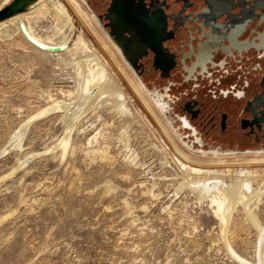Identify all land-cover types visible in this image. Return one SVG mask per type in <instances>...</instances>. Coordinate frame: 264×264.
Listing matches in <instances>:
<instances>
[{"label":"rangeland","instance_id":"obj_1","mask_svg":"<svg viewBox=\"0 0 264 264\" xmlns=\"http://www.w3.org/2000/svg\"><path fill=\"white\" fill-rule=\"evenodd\" d=\"M60 1L68 7L74 31H79L110 66L128 100L133 119L131 146L125 150L116 140L124 122L103 109L102 117L114 122L100 139L101 145L107 146V158L87 156V135L75 131L71 136L74 150L67 149L63 156L60 148L53 150L51 145L63 134L61 113L32 117L48 105L49 91L71 85L68 69L57 65L56 57L35 51L21 32H0V264H243L231 250L255 264L258 238L241 208L232 214L226 244L207 203H197L188 193L175 196L170 178L178 171L170 155H179L111 55L66 0ZM50 25V19H42L35 28L42 34ZM94 26L120 61L114 47ZM146 99L177 146L191 156V167L256 170L264 175V164L248 168L233 161L264 153L216 156L188 149ZM24 123L19 146L10 148L12 136ZM160 143L166 144L165 148ZM131 149L137 155V166L125 160ZM164 157L170 162L166 169L160 168ZM218 157L228 159L226 165L208 163ZM153 180L154 197L146 192ZM255 213L264 223V196Z\"/></svg>","mask_w":264,"mask_h":264},{"label":"flooded vegetation","instance_id":"obj_2","mask_svg":"<svg viewBox=\"0 0 264 264\" xmlns=\"http://www.w3.org/2000/svg\"><path fill=\"white\" fill-rule=\"evenodd\" d=\"M78 1L187 148L264 153V0Z\"/></svg>","mask_w":264,"mask_h":264},{"label":"bare ground","instance_id":"obj_3","mask_svg":"<svg viewBox=\"0 0 264 264\" xmlns=\"http://www.w3.org/2000/svg\"><path fill=\"white\" fill-rule=\"evenodd\" d=\"M10 1L11 0H2L0 3V9ZM66 2L76 12L75 14L78 15L82 22L87 25L90 32H92L99 40L104 50L111 55L118 68L127 78V81L129 82L128 84L133 92L154 117L164 134L171 142L175 152L179 155V158L172 156L173 154L170 155L171 162L178 171V173L174 172L170 178L174 184L175 196L181 193H188L194 197V200L197 203H207L219 221L220 236L226 244L232 214L237 207L241 208L244 212L245 220L255 229L257 234L258 246L255 264H264V223H261L258 215L255 213V208H257L264 196V175L261 176L260 172L256 170H239L238 172H234L230 169L211 170L209 168L191 167L190 164L193 162L188 164L189 161H192L191 156L181 150L180 146H177L168 128H166L161 118L153 110L152 106L144 97L131 76L123 68L114 51L95 28L93 22L99 28L95 19L91 16L93 22L91 21V18L77 0H66ZM67 8L68 7H66L60 0H38L28 8V10L0 21V32L5 33L6 35H10L12 32L20 33L19 24L22 23L30 36L40 43L54 46L68 44L67 48L63 51L47 52L38 49L27 40L29 46L35 51L56 57L58 60L57 65L60 64L68 69L66 75L68 76V82L71 83V85H68L65 88L58 87L49 91L47 93L49 99L48 105L32 118L41 114L61 113L60 120L64 128L63 134L55 144L51 145V148L53 150L60 148L62 152L61 155L63 156L67 149L72 147L71 136L75 131L87 135L85 138V145L87 146L85 151L87 156H97L104 159L107 158V146H102L100 139L105 138L106 128L108 126L112 127L114 122L113 120L106 121L100 114V111L106 109L115 116L113 118H116L119 122H124L123 126L119 127L116 140L125 150L131 146H129V141L131 137L130 129L132 128L131 121H133V119L131 118V112L127 105L128 100L124 97L122 88L119 82L114 78L110 66L98 56L95 48H92L90 42L83 38L79 31H74L75 26L73 19ZM42 19H50L51 25L40 34L35 28V25L38 20ZM101 32L110 42L105 32L102 30ZM110 44L112 45L111 42ZM114 49L118 53L115 47ZM58 94L61 95V98L57 97ZM90 115L93 117V120H91L92 118L90 119L91 121L89 120ZM128 119L129 122H126ZM29 121L30 120L26 123ZM96 122L98 123V126ZM26 123L19 126L17 133L14 132L15 134L12 136V142H9L10 148L19 146L20 138L22 139L25 132ZM91 129V134H87ZM161 145L165 148L166 144ZM149 146L154 150L151 142L149 143ZM72 149L73 147L71 150ZM199 153L202 155L207 154L206 152ZM211 154L225 156L231 155L232 152H212ZM245 159L234 158L233 161L236 165L245 164L248 168L249 166L264 164V156L249 157L246 160ZM125 160L134 166L139 164L137 162V155L133 150L126 155ZM227 160L228 159H225L224 157H218L210 159L208 163H210V165L224 166L226 165ZM242 161L244 163H240ZM169 163L170 162L166 157L161 158L160 168L166 169L165 167H168ZM155 187L156 182L153 180L147 187L146 192L154 197ZM227 247L229 249L230 246ZM231 253L243 264H251L242 259V257L240 258L232 250Z\"/></svg>","mask_w":264,"mask_h":264},{"label":"water","instance_id":"obj_4","mask_svg":"<svg viewBox=\"0 0 264 264\" xmlns=\"http://www.w3.org/2000/svg\"><path fill=\"white\" fill-rule=\"evenodd\" d=\"M37 1L38 0H11L7 5H5L4 7H2L0 9V21L4 20L6 18H9L15 14H18V13H21V12L28 10V8H30ZM19 28H20L21 33L24 35V37L32 45H34L35 47H37L40 50L47 51V52H60V51H63L64 49H66L68 46V44L54 46V45H46V44L40 43V42L36 41L32 36H30V34L27 32V30L25 29V27L23 26L22 23L19 24ZM106 36L108 37L107 34H106ZM108 39H109V37H108ZM112 45L117 49L119 56L122 57L119 49L113 43H112Z\"/></svg>","mask_w":264,"mask_h":264}]
</instances>
